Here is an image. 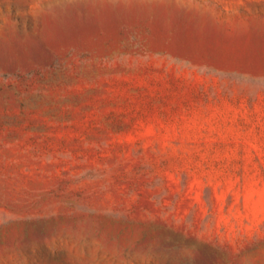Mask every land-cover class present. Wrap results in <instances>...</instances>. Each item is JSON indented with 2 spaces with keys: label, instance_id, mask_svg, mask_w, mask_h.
Returning <instances> with one entry per match:
<instances>
[{
  "label": "rangeland",
  "instance_id": "1",
  "mask_svg": "<svg viewBox=\"0 0 264 264\" xmlns=\"http://www.w3.org/2000/svg\"><path fill=\"white\" fill-rule=\"evenodd\" d=\"M0 264H264V0H0Z\"/></svg>",
  "mask_w": 264,
  "mask_h": 264
}]
</instances>
